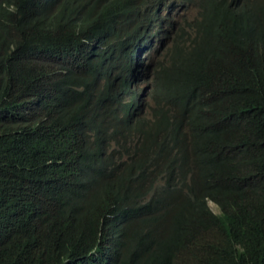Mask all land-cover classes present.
I'll use <instances>...</instances> for the list:
<instances>
[{
  "label": "trees",
  "instance_id": "16d2710c",
  "mask_svg": "<svg viewBox=\"0 0 264 264\" xmlns=\"http://www.w3.org/2000/svg\"><path fill=\"white\" fill-rule=\"evenodd\" d=\"M0 264H264V0H0Z\"/></svg>",
  "mask_w": 264,
  "mask_h": 264
},
{
  "label": "rangeland",
  "instance_id": "374dc122",
  "mask_svg": "<svg viewBox=\"0 0 264 264\" xmlns=\"http://www.w3.org/2000/svg\"><path fill=\"white\" fill-rule=\"evenodd\" d=\"M184 12L192 15V14L197 13V8H196L195 5L189 4L188 7L184 9ZM156 55L157 54L154 53L153 60H154V58H155ZM150 80H151V77H149V81L146 80V79L143 81V84H145V86H147V93L144 95V101H143L145 105L141 108V110L144 113L149 112L150 105L152 104V100H151L152 81H150ZM210 205L213 208V210L218 211V206L216 204H214V202H210Z\"/></svg>",
  "mask_w": 264,
  "mask_h": 264
},
{
  "label": "clouds",
  "instance_id": "9594fccd",
  "mask_svg": "<svg viewBox=\"0 0 264 264\" xmlns=\"http://www.w3.org/2000/svg\"><path fill=\"white\" fill-rule=\"evenodd\" d=\"M146 93H147V90L145 91V94H146ZM145 94H144V95H145ZM143 101H144V97H143ZM143 105H145L144 102H143ZM210 202H213V201L210 200L209 203H210ZM214 204H215V202H214Z\"/></svg>",
  "mask_w": 264,
  "mask_h": 264
}]
</instances>
